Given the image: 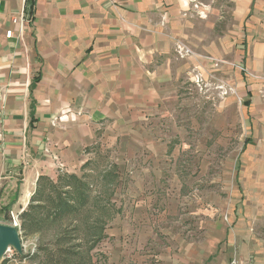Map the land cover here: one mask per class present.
<instances>
[{
	"label": "crops",
	"instance_id": "0c3cea01",
	"mask_svg": "<svg viewBox=\"0 0 264 264\" xmlns=\"http://www.w3.org/2000/svg\"><path fill=\"white\" fill-rule=\"evenodd\" d=\"M235 3L248 27L243 49L248 44L259 59L264 0ZM26 6L0 0V155L9 178H19L15 187H0L15 192L8 204L0 200V212L15 201L19 215L33 195L25 189L24 199L23 186L83 174L87 148L120 137L134 145L158 141L148 128L178 103L180 81L195 65L181 49L192 52L197 41L208 48L193 25L207 22L204 0H34L30 14ZM203 235L192 260L184 253L171 264H245L224 222Z\"/></svg>",
	"mask_w": 264,
	"mask_h": 264
},
{
	"label": "rangeland",
	"instance_id": "374dc122",
	"mask_svg": "<svg viewBox=\"0 0 264 264\" xmlns=\"http://www.w3.org/2000/svg\"><path fill=\"white\" fill-rule=\"evenodd\" d=\"M204 1L207 22L193 25L195 38H204L208 48L197 41L178 103L148 128L159 140L134 145L114 138L84 154L83 163L117 165L120 179L112 197L119 212L91 253L99 264H171L184 253L190 259L203 234L216 232L222 222L237 237L242 261L264 264V54L256 59L248 44L243 49L248 27L235 0ZM2 161L0 155V187H15L19 178H9ZM23 187L27 199L25 189L30 196L35 187ZM14 193L4 189L1 204ZM17 214L12 209L7 221L0 212V224L13 225ZM61 231L50 225L22 236L23 254L10 248L0 264H36L38 247L54 245ZM240 246L249 250L246 258Z\"/></svg>",
	"mask_w": 264,
	"mask_h": 264
},
{
	"label": "trees",
	"instance_id": "16d2710c",
	"mask_svg": "<svg viewBox=\"0 0 264 264\" xmlns=\"http://www.w3.org/2000/svg\"><path fill=\"white\" fill-rule=\"evenodd\" d=\"M33 2L27 1V14ZM98 149L99 146H94L87 148V152ZM81 171V176L62 174L57 181L41 176L28 207L19 215L21 238L40 233L50 225L62 226L54 245L39 246L33 254L36 264H99L91 253L105 240L108 223L119 212L112 203L113 191L120 180L118 166L88 160ZM14 203L3 209L7 221L12 220Z\"/></svg>",
	"mask_w": 264,
	"mask_h": 264
},
{
	"label": "water",
	"instance_id": "95a60500",
	"mask_svg": "<svg viewBox=\"0 0 264 264\" xmlns=\"http://www.w3.org/2000/svg\"><path fill=\"white\" fill-rule=\"evenodd\" d=\"M15 249L19 254H23V244L18 224H0V261L10 250Z\"/></svg>",
	"mask_w": 264,
	"mask_h": 264
},
{
	"label": "built area",
	"instance_id": "2783aa9c",
	"mask_svg": "<svg viewBox=\"0 0 264 264\" xmlns=\"http://www.w3.org/2000/svg\"><path fill=\"white\" fill-rule=\"evenodd\" d=\"M27 1H28V0H25L26 3H27ZM196 6H197V4H196ZM16 22H17V20L14 19V20H13V23H16ZM12 35H13V32H12V31H7V32H6V38H7V39H11ZM181 50H182L181 52H182V55H183V56H190V55H192L191 50H189V49L186 48V47H183ZM13 220H14V222H13L14 224H18L17 217H16V218L14 217ZM18 225H19V224H18ZM230 264H239V263H238L237 259H233V260H231Z\"/></svg>",
	"mask_w": 264,
	"mask_h": 264
}]
</instances>
